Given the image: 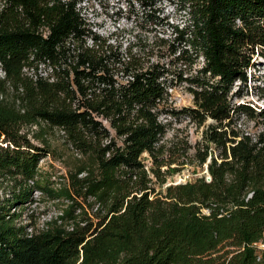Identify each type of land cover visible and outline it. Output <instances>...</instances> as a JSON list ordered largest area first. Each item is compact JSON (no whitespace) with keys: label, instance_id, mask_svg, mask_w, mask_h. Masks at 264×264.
Wrapping results in <instances>:
<instances>
[{"label":"trees","instance_id":"trees-1","mask_svg":"<svg viewBox=\"0 0 264 264\" xmlns=\"http://www.w3.org/2000/svg\"><path fill=\"white\" fill-rule=\"evenodd\" d=\"M180 1L190 3L191 24L169 43L181 47L172 61L205 57L188 78L199 89L190 88L194 106L183 112L196 127L211 122L195 146L183 137L172 151L176 142L162 141L168 124L159 118L179 115L160 105L167 67L136 56L123 61L98 36L85 45L89 32L74 0H0V89L9 93H0V264H255L251 243L264 233V104L237 97L253 80L264 99V77L256 83L248 75L264 66V0ZM120 70L133 79H117ZM242 116L261 128H233ZM32 125L59 130L81 156L67 189H54L50 177L43 182L39 162L49 151L31 142ZM184 161L205 164L210 181L156 189ZM33 190L70 200L41 229L14 212Z\"/></svg>","mask_w":264,"mask_h":264},{"label":"built area","instance_id":"built-area-1","mask_svg":"<svg viewBox=\"0 0 264 264\" xmlns=\"http://www.w3.org/2000/svg\"><path fill=\"white\" fill-rule=\"evenodd\" d=\"M74 2L76 12L89 32L84 37L85 45L93 46L96 43L94 36H98L105 41L106 45L117 48L123 61H128L132 56H136L141 58L147 66L150 64L164 65L159 60L153 59V57H156L159 51L165 49L164 47L170 48L169 43L174 42L177 29H182L191 24L190 3H183L180 0H74ZM42 32L43 36L47 35L45 28L42 29ZM187 34L185 35L187 36ZM182 48L190 51V46L185 45L184 42ZM171 51H173L172 55L176 58L180 55V45ZM106 52L109 53V50H106ZM175 62H178L181 67H178V70L172 75L174 82L179 86L186 85L189 88L199 89V87L190 84L188 78L196 75L204 66L205 57L199 54L194 60L186 61L181 57ZM40 65L39 74L46 76L45 67L42 64ZM176 72L182 73L180 80L177 79ZM250 72L251 68L248 69L249 76ZM118 73L119 75H115V77L122 80L123 83L133 79L130 71L123 73L120 70ZM239 83V80L234 82L232 92L237 89ZM175 90V85L168 84L164 91L166 101H160V103L173 107L168 104V96ZM242 102L243 100H237V103ZM263 104L264 102L261 105ZM255 108L258 110L257 107ZM246 120L245 116H242L233 128L249 133L250 130L245 128ZM102 122L107 125L106 120L102 119ZM210 179V175L205 178L206 181H210ZM28 232H32V228H28ZM261 240L252 242L251 246H257L263 250L264 241ZM258 241L261 242L258 243ZM263 260L262 252L256 250L255 264H262Z\"/></svg>","mask_w":264,"mask_h":264},{"label":"rangeland","instance_id":"rangeland-1","mask_svg":"<svg viewBox=\"0 0 264 264\" xmlns=\"http://www.w3.org/2000/svg\"><path fill=\"white\" fill-rule=\"evenodd\" d=\"M164 48L165 49L159 51L156 54V57H153V59L159 60L169 69L167 82L168 84L175 85L176 90L168 96V104L173 106L175 110L179 112V115L172 116L170 114L164 113L161 114L159 118L162 122L168 124L162 141L167 146L176 142L172 149V151H176L177 149L181 148L180 142L178 140L183 137H186L188 142L192 146H195L196 143H198V141L201 139V133L205 128V125L210 123L211 121L208 119L203 126L196 127L188 120V116L183 112V109L192 108L194 106L193 94L188 86H179L174 82V77L172 75L176 70H178V67L181 66L180 64H178V62L172 61V59L174 58V56L172 55L173 51H171L170 48ZM254 69L251 68L250 74L251 76L254 75L255 77H257V79H255V82L258 83V80H260L262 76L264 77V66H255ZM2 74L3 73L0 70V78L2 77ZM253 82V80L248 82L247 88L241 89L240 94L237 98L239 100H243L249 102L250 104L259 106L264 102V99H262L261 97L257 98L253 93ZM0 93H2L3 96H9L8 92H4L1 89ZM245 128L246 130L256 132L261 128V125L256 124L253 119H247ZM28 131V137L30 138L31 142L39 146H44L49 151L48 155H44L39 162V169L41 171L40 174L44 177L43 182L46 181V177H50V182L54 189H59L63 186H65V188L67 189L69 185V173L73 171L74 166L77 164V158H80L81 156L77 152H73V150L68 147L67 143H65L63 137L61 136L62 133L59 130L51 131L47 130L46 128H41L40 131L38 126L32 125L31 127H29ZM43 131L45 133H42ZM34 132L41 134L44 141L42 139L34 138L32 136ZM193 152L194 147H192L189 151L190 156L193 154ZM177 154H179V152H177L176 155ZM142 159L144 160L146 166L150 165V159L146 153L142 154ZM179 160L183 159L180 158ZM184 162L186 163L172 164L171 167L178 168V170L172 173V175H167L166 182L162 186H156V189L164 191L166 186L169 184L185 183L187 181H192L199 176H204V178L209 176L205 164L203 167H200L195 162ZM165 168V166L162 167V169ZM31 198L32 201L25 204V207L22 209L21 213H19L20 211L16 210L14 212L17 214H21V217H17L16 221L23 223L31 221L33 222V229L34 226L35 228L37 227L39 229L46 227L47 223L52 218H57L60 214H62L63 209H65L66 206L70 203L68 196L63 195L57 199H50L47 196L41 194V192L36 193L34 190L31 194ZM95 206L96 205H94V208H92L93 211H95ZM30 214H32V217L28 219ZM260 239H262L261 241H264V233ZM261 241H258V243ZM254 247L258 252H262V258H264V249L262 250V248H258L257 246ZM262 264H264V260Z\"/></svg>","mask_w":264,"mask_h":264}]
</instances>
